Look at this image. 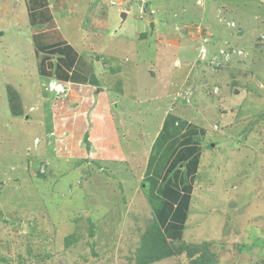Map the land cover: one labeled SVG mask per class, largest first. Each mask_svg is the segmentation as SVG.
Here are the masks:
<instances>
[{"label": "crops", "instance_id": "0c3cea01", "mask_svg": "<svg viewBox=\"0 0 264 264\" xmlns=\"http://www.w3.org/2000/svg\"><path fill=\"white\" fill-rule=\"evenodd\" d=\"M147 2L0 0V75L6 76L11 66V74L17 77L12 82L22 93L2 84L13 117L45 129L35 139L40 144L45 141L47 155L53 158L48 160L50 176L60 171L63 162L68 166L61 178L70 167L76 170L75 165L88 168L89 163H95V170L103 172L96 184L101 185L102 178L108 181L104 190L113 193L117 186L126 190L123 211L141 203L154 222L152 232L182 245L188 239L195 205H207L205 220L215 216L222 224L232 222L230 206L237 199L233 196L237 191L236 186H228L227 178L231 174L237 177L249 164L240 159L234 168L227 143L219 149L220 143L232 136L226 137L227 131L219 125L230 116L228 109L224 110L226 104H217L213 118L203 119L205 104L195 97L202 96L216 105L226 92L228 101L242 100L239 94L231 95L229 82L233 75H242L243 54L236 52L237 44L230 54L220 50L216 55L202 56L196 66L184 57H172L164 63L161 58L154 59L152 49L158 41L151 42L149 36L158 37L157 25L150 20ZM135 15L141 25L129 28L126 34L125 23ZM129 34L133 40L127 45L124 38ZM206 40L201 47L209 50L215 46L213 37ZM9 47L14 50L9 52ZM233 57L235 63L228 64ZM18 62L22 67L15 69ZM185 68L188 72L183 76ZM166 71L181 75L179 81L172 82L176 89L171 93L164 90L166 85L169 89L168 82L162 83ZM92 76L97 86L90 84ZM35 91H39L41 107L47 111L41 116L39 106L28 110L23 106L24 93L34 99ZM33 147L29 155L33 151L37 159L41 153ZM71 168L69 172H73ZM217 186L223 201L218 197L214 200ZM237 203L242 209L246 201L239 197ZM245 211L236 212L235 222H244ZM201 228L196 226L197 233Z\"/></svg>", "mask_w": 264, "mask_h": 264}, {"label": "rangeland", "instance_id": "374dc122", "mask_svg": "<svg viewBox=\"0 0 264 264\" xmlns=\"http://www.w3.org/2000/svg\"><path fill=\"white\" fill-rule=\"evenodd\" d=\"M147 3H150L147 7L150 20L157 25L158 37L149 36L151 42L158 41V46L152 49L154 59L161 58L164 63L172 57H184L187 63H195L202 56L216 55L220 50L230 54L237 44L236 52L239 56L243 54L242 75L237 78L233 75V79L231 76L229 82L231 95L239 94L242 100L228 101L226 92L216 105L202 96L195 97V101L200 97V104H205L203 119L213 118L217 104H226L224 110L228 109L230 116L223 126L219 125L227 131L226 137L232 136L220 143L219 149L227 143L234 168L239 166L236 163L240 159L249 164L237 177L231 174L227 178L228 186H236L237 191L233 195L237 199L230 206L232 222L222 224L215 216L205 220L207 205L199 208L195 205L188 239L185 244L175 245L152 232L154 222L141 203L135 202L133 210L123 211L124 188L117 186L112 188L113 193L108 192L103 186L108 187V181L102 178H98L101 185L96 184L103 172H98L100 168L95 170V163H89L88 168L75 165L76 170L70 167L73 172L69 168L61 178L59 175L68 166L63 162L60 171L50 176L48 160L53 158L47 155L45 141L41 140L40 144L35 139L44 127L33 128L12 115L2 84L12 85L19 95L22 93L19 85L12 82L17 77L11 74L14 70L10 66L6 76L0 75V157L5 154L0 158V264H264V0H149ZM137 19L135 15L125 23L126 34L129 28L141 25ZM209 36L216 44L208 50L201 43H207ZM124 39L128 45L133 37ZM13 50L14 47L8 48L9 52ZM144 50L149 52L146 47ZM235 61L233 57L228 64ZM19 63L14 65L15 69L22 67ZM187 72L185 68L183 76ZM165 73L162 83L168 82L170 90L167 85L164 90L171 93L176 89L172 82L179 81L181 75ZM164 90L161 93L165 95ZM34 93V99L26 98L24 93L23 106L27 110L39 106L41 116L45 109L38 99L39 91ZM33 144L41 153L38 160L33 158V151L29 155L30 149L34 150ZM242 147L245 150L240 153ZM3 149L7 151L1 153ZM96 156L97 153L93 155ZM23 158H27L24 163ZM258 162L262 165L261 172ZM219 188L213 192L214 200L220 199ZM239 197L246 201L242 205L248 213L244 222H235L236 212L241 214L242 210L237 203ZM197 225L203 227L198 233Z\"/></svg>", "mask_w": 264, "mask_h": 264}, {"label": "water", "instance_id": "95a60500", "mask_svg": "<svg viewBox=\"0 0 264 264\" xmlns=\"http://www.w3.org/2000/svg\"><path fill=\"white\" fill-rule=\"evenodd\" d=\"M90 84H92L94 86H97L98 85L97 80H96V77L92 76V78L90 80Z\"/></svg>", "mask_w": 264, "mask_h": 264}, {"label": "bare ground", "instance_id": "6f19581e", "mask_svg": "<svg viewBox=\"0 0 264 264\" xmlns=\"http://www.w3.org/2000/svg\"><path fill=\"white\" fill-rule=\"evenodd\" d=\"M213 183V182H212Z\"/></svg>", "mask_w": 264, "mask_h": 264}, {"label": "clouds", "instance_id": "9594fccd", "mask_svg": "<svg viewBox=\"0 0 264 264\" xmlns=\"http://www.w3.org/2000/svg\"><path fill=\"white\" fill-rule=\"evenodd\" d=\"M60 89V88H59Z\"/></svg>", "mask_w": 264, "mask_h": 264}]
</instances>
